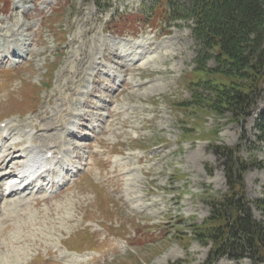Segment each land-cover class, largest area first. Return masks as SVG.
<instances>
[{
  "label": "rangeland",
  "instance_id": "rangeland-1",
  "mask_svg": "<svg viewBox=\"0 0 264 264\" xmlns=\"http://www.w3.org/2000/svg\"><path fill=\"white\" fill-rule=\"evenodd\" d=\"M109 4L0 0V157L18 141L17 150L48 145L67 150L58 157L74 169L61 190L71 187L49 201L30 190L4 198L0 188V264H264L192 234L234 194L229 149L247 167L241 192L262 217L253 201L264 196V78L241 116L180 107L194 94L214 100L226 82L210 72L204 85L193 22L146 13L151 0ZM75 114L88 115L77 137L63 129Z\"/></svg>",
  "mask_w": 264,
  "mask_h": 264
},
{
  "label": "trees",
  "instance_id": "trees-1",
  "mask_svg": "<svg viewBox=\"0 0 264 264\" xmlns=\"http://www.w3.org/2000/svg\"><path fill=\"white\" fill-rule=\"evenodd\" d=\"M94 1L99 8L111 7V0H104V6L100 0ZM147 12L161 13L172 21H193V35L202 46L197 62L201 72L204 70V85L210 81V72L226 79L215 84L214 100L200 93L178 105L186 109L210 107L219 115L227 110L235 116L244 114L250 95L255 92L253 87L264 78V0H151ZM211 58L218 63L215 69L207 68ZM245 78L248 83L241 88ZM257 129L261 132L259 140L264 141V115ZM229 155L226 175L234 194L214 203L209 218L202 225H195L192 234L202 245L211 241L217 251L232 259L261 262L264 261V196L253 201L262 212L261 219H257L241 192L247 167L235 157L233 149H229Z\"/></svg>",
  "mask_w": 264,
  "mask_h": 264
},
{
  "label": "bare ground",
  "instance_id": "bare-ground-1",
  "mask_svg": "<svg viewBox=\"0 0 264 264\" xmlns=\"http://www.w3.org/2000/svg\"><path fill=\"white\" fill-rule=\"evenodd\" d=\"M138 45L142 46V44H137V46L135 45L134 46V49L135 50L139 47ZM132 52H134V51L129 52V55H130V53L133 54ZM138 53H135V56ZM126 55L127 54H121L120 53V56H126ZM74 117L76 119L70 123L71 126H75L76 123H77V120L87 121V119H88V115H83L82 116L80 114H75ZM63 129L64 130H68V135L75 136L76 137L75 132L73 130L67 128L66 122H65V125H63ZM11 134L12 133H9V135H11ZM82 136L84 137V135H82ZM2 142L3 143H6L7 142V137L4 140H2ZM18 143H19V141L15 144V146L16 145L17 146L20 145ZM15 146L10 148V150H11L10 153H5L4 155H2L0 157V171L1 170H6L7 169V166L9 165V163L14 162L17 159V157L18 158L19 157H27L28 160H27V162L25 164L22 165V169L17 174H16L17 169L14 168V167H12L9 170H6V172L0 176V188H2L4 190V195H3L4 198H6V197H13V196L17 195L18 193H20V187L18 186L17 183H13V181H11L12 179L18 180L20 177H23V176L25 177L27 175H31L33 173V170L34 169H36V170H42L44 168H47L49 165H53L54 162L56 164L60 163V160H55L54 157H55V154H57V152L54 151L52 148H48V149H44V148H33L31 150V152H30L31 155L28 156V153H27V151H28L27 148L28 147L27 148H24V149H20L19 148L17 150V149H15ZM76 148H77V146H76ZM16 151L18 153H15ZM51 151L53 152V155L49 156L48 154ZM21 152H23L25 154H23ZM21 154H23V155H21ZM77 156H80V155H77ZM12 175L14 177H12ZM15 178H17V179H15ZM5 180H7V181L10 180L11 181L8 184L7 187L4 186V184H5L4 181ZM41 191H44V186L42 187V190Z\"/></svg>",
  "mask_w": 264,
  "mask_h": 264
}]
</instances>
